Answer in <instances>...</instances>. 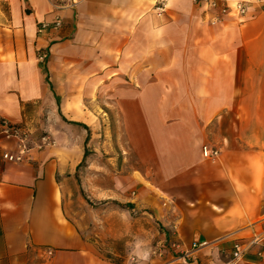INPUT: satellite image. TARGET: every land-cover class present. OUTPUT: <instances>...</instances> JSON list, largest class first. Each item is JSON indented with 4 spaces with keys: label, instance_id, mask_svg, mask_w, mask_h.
I'll return each instance as SVG.
<instances>
[{
    "label": "crops",
    "instance_id": "1",
    "mask_svg": "<svg viewBox=\"0 0 264 264\" xmlns=\"http://www.w3.org/2000/svg\"><path fill=\"white\" fill-rule=\"evenodd\" d=\"M244 1L210 21L202 0H0V117L53 139L9 160L0 133V264H264V10ZM99 82L157 252L111 259L66 213V182L90 164L64 123Z\"/></svg>",
    "mask_w": 264,
    "mask_h": 264
},
{
    "label": "rangeland",
    "instance_id": "2",
    "mask_svg": "<svg viewBox=\"0 0 264 264\" xmlns=\"http://www.w3.org/2000/svg\"><path fill=\"white\" fill-rule=\"evenodd\" d=\"M103 84L94 83V92L82 96L87 109L77 112L76 118L80 123H64L74 137H86L85 154L90 164L86 174L85 169H81L77 179L72 178L66 182V213L88 234L97 248L111 259L122 258V255H137L134 252L154 248L157 252L162 243L157 225L141 213L130 199H126L127 195H131L128 186L133 176L125 174L122 169L126 160L122 158L118 143L121 139L120 129L115 112L104 110V101L108 97L104 96ZM46 118L44 114V122L48 120ZM20 126L26 134L28 145L35 148L40 134L49 135L47 130L51 128L40 126L37 121L32 127L25 124ZM49 138L50 143H53V139ZM67 145L65 150L73 152L74 147L71 145L69 148Z\"/></svg>",
    "mask_w": 264,
    "mask_h": 264
},
{
    "label": "built area",
    "instance_id": "3",
    "mask_svg": "<svg viewBox=\"0 0 264 264\" xmlns=\"http://www.w3.org/2000/svg\"><path fill=\"white\" fill-rule=\"evenodd\" d=\"M51 1L54 7H59L61 5H72L73 3H75L76 0H51ZM202 1L208 6V8L214 10V13L209 17L210 21L220 20L221 17L226 14L241 16L243 15L246 9V3L244 0H234L230 3L226 1L220 2L219 0H202ZM256 4L259 7V9L264 10V0H256ZM164 5H165V0H154L153 7L157 11L162 10ZM48 24L49 22L42 21L39 23L38 27L42 28ZM51 24L53 26L58 25L59 24L58 17L52 20ZM0 133L4 137H14L16 139L15 150L13 152H8V151L2 152V157L9 160H20L25 155L26 151L30 148L26 140V134L22 130L20 124L16 122H9L4 118H0ZM49 143H50L49 135L43 133L40 134V136L37 138L35 145L37 148H40ZM200 154L204 158L213 159L217 156L218 149L213 146L202 144L200 146ZM171 245H175V243L172 242ZM47 252L50 253V250L48 248H47ZM256 253L260 255H264V247L260 248ZM240 255H241V249L239 247V244L237 243L233 244V250L229 258L231 263L239 259Z\"/></svg>",
    "mask_w": 264,
    "mask_h": 264
},
{
    "label": "trees",
    "instance_id": "4",
    "mask_svg": "<svg viewBox=\"0 0 264 264\" xmlns=\"http://www.w3.org/2000/svg\"><path fill=\"white\" fill-rule=\"evenodd\" d=\"M0 118H1V117H0ZM71 122H72V123H80V122L75 121V120H71ZM85 138H86V137H85ZM85 138H84V140H85ZM83 152L85 153V146H84Z\"/></svg>",
    "mask_w": 264,
    "mask_h": 264
}]
</instances>
